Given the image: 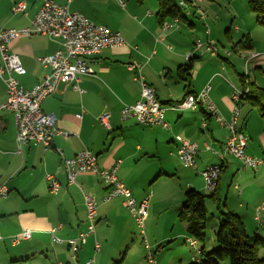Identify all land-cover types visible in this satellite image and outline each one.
<instances>
[{
  "label": "crops",
  "instance_id": "crops-1",
  "mask_svg": "<svg viewBox=\"0 0 264 264\" xmlns=\"http://www.w3.org/2000/svg\"><path fill=\"white\" fill-rule=\"evenodd\" d=\"M52 1L119 32L126 45L105 48L90 59L94 74L79 77L83 92L74 88L75 82L60 83L44 99L42 109L53 114L55 127L67 134L54 137L50 148L45 150L34 142L20 148L13 114L0 112V184L9 189L8 196L0 199V264H84L92 259L91 264H147L145 242L124 198L105 202L107 186L92 172L80 174L76 184L68 183L63 158H72L83 149L98 157L101 169L119 161V179L138 203L148 199L146 241L155 257L167 242H175L172 246L177 253V261L164 258L159 264L198 261L199 243L190 246L187 226L178 215L186 191L193 189L204 195L210 192L200 173L183 167L176 152L177 136L198 145L200 171L211 165L221 167L216 192L222 209L240 216L251 237L264 239V164L253 170L233 156L221 157L209 150L207 146L223 152L229 130L205 106L195 110L170 107L180 103L187 91L199 93L210 83L212 102L225 121L231 120L233 87L240 89L239 76L246 74L240 63L245 66L249 51L264 49V28L257 23L247 0H202L193 5L186 18L172 22V28L165 33L157 18V0ZM19 2L25 4V12L14 13L12 8ZM41 6L42 0H0V28L30 26ZM198 7L205 11V21L200 19ZM247 38L249 42L245 43ZM207 39L220 44L218 56L195 54L188 59L195 43ZM9 49L19 55L27 71L16 79L29 90L50 71L39 58L51 56L62 47L59 41L46 36L24 35L12 40ZM230 49L233 54L226 56L224 50ZM133 61L142 64L147 82L155 87L157 98L167 108L169 128L140 124L134 117L122 118V108L140 99L141 86L134 80V71L128 68ZM188 66L189 81H184L179 73ZM250 66L253 68L252 74H247L248 80L264 89V57L251 62L248 72ZM6 100L7 87L0 78V104ZM104 113L110 115V129L99 120ZM237 126L248 138L246 153L264 159V118L256 108L242 105ZM48 175L60 183L56 194L50 191ZM85 194L97 201L98 222L95 235L88 238L74 258L67 240L87 231ZM217 207L212 200L206 201L208 215L214 216ZM54 228H58L59 243L53 240ZM26 231H30L29 236L15 243ZM96 242L99 251L95 249ZM121 255L123 258L119 259Z\"/></svg>",
  "mask_w": 264,
  "mask_h": 264
},
{
  "label": "built area",
  "instance_id": "built-area-1",
  "mask_svg": "<svg viewBox=\"0 0 264 264\" xmlns=\"http://www.w3.org/2000/svg\"><path fill=\"white\" fill-rule=\"evenodd\" d=\"M190 12L192 6L188 1L181 0ZM13 12H25V4L19 2L13 6ZM198 15L205 20L206 13L198 10ZM172 22H179L177 19L165 21L162 23V30L165 31L171 27ZM209 33V29L206 30ZM42 35L50 39L58 40L62 49L57 50L53 55L39 58V62L50 68V71L44 79L36 84L33 88L26 90L20 86L16 76L25 75L26 69L23 66L20 57L15 52L10 51L9 45L12 40L20 36ZM163 39V37H160ZM126 45L125 39L119 32L111 31L108 27L98 25L86 16L71 12L67 6L59 5L52 0H42V6L37 14L31 20L28 27L21 29H4L0 28V78L5 82L7 87V100L0 104L1 111H9L14 116L17 129V143L21 148L23 145L34 142L44 146L46 142H53L57 135H67L55 127V116L46 113L42 109V102L45 98L52 95L60 83L68 85L75 82L74 88L80 92L83 90L79 87L78 78L81 75H91L94 73L90 59L98 56L103 49L119 47ZM215 40L207 39L205 42L200 41L199 51H193L192 54H209L217 57L219 52ZM264 57L262 51L251 50L249 57L244 59H253L254 61ZM128 68L137 72V77L141 83L140 99L133 105H125L121 110L123 119L136 118L137 121L154 123V126L169 128L165 119V107H161L154 90L145 83L144 78L140 75L141 66L136 62L128 64ZM211 86L206 87L197 95H188L182 103L174 106V109H195L197 106H205L208 113L215 117L221 124L229 130L227 141L224 145L223 152L211 149L215 154L224 157L233 156L240 160L246 168L257 170L263 163L264 159L253 157L246 153L248 144L247 136L235 127V115L240 113L241 100L240 89L233 87L231 94L234 102L233 115L230 121H225L220 115L217 107L209 100V91ZM157 98V99H156ZM81 114L78 115L81 118ZM110 115L102 114L99 120L103 126L110 129ZM179 143L178 148H182V161L186 169H192L200 173L206 184L208 192H216L220 179V166L211 165L200 171L197 164L198 145L181 136L176 137ZM65 172L69 184H75L79 174L91 171L97 174L108 188L104 201L116 197H123L124 204L133 216L140 235L146 239V218L148 216V199L138 203L132 191L118 178L117 171L120 162H115L111 167L101 169L98 165V157L88 149H83L72 158L63 160ZM50 181V191L56 194L60 188L59 181L52 175L47 176ZM9 189L5 184H0V199L6 198ZM85 206L87 211V231L80 234L76 239H69L67 243L75 258L80 247L87 243L90 236L95 235L97 227V208L98 204L91 195H85ZM58 228L51 230L53 240L57 243L61 239L56 236ZM30 231H26L18 236L14 242L19 243L20 238H27ZM1 238V237H0ZM195 244L194 239H190ZM96 251L100 250L98 242L95 243ZM147 251L150 254V264H157L154 250L147 242ZM94 260L84 264H91ZM61 264V263H58Z\"/></svg>",
  "mask_w": 264,
  "mask_h": 264
},
{
  "label": "trees",
  "instance_id": "trees-1",
  "mask_svg": "<svg viewBox=\"0 0 264 264\" xmlns=\"http://www.w3.org/2000/svg\"><path fill=\"white\" fill-rule=\"evenodd\" d=\"M143 2L144 0H137ZM181 0H157V18L160 23L166 19L183 20L188 15V10L180 5ZM190 1V0H185ZM248 7L256 15L257 23L264 28V0H248ZM249 42V38L245 43ZM245 48H248L246 45ZM188 66L185 70L181 69L180 77L184 81H189ZM241 106L249 104L256 108L261 117L264 118V89L258 87L254 82L248 80V75H240ZM220 197L217 192L204 195L196 190H188L185 193V201L178 215L181 223L187 226L188 235L191 239L201 243V258L189 264H220L227 260L230 264H264V239L251 237L246 228V224L240 216L231 211L222 209ZM212 200L217 204L218 228L215 232L218 247L207 251L206 246V227L208 213L206 201Z\"/></svg>",
  "mask_w": 264,
  "mask_h": 264
},
{
  "label": "rangeland",
  "instance_id": "rangeland-1",
  "mask_svg": "<svg viewBox=\"0 0 264 264\" xmlns=\"http://www.w3.org/2000/svg\"><path fill=\"white\" fill-rule=\"evenodd\" d=\"M247 4H248V0H247ZM71 11V10H70ZM72 12V11H71ZM78 13V12H77ZM176 19V18H175ZM201 19V18H200ZM202 20V19H201ZM205 20H206V18H205ZM204 20V21H205ZM165 21H172V19H166ZM164 21V22H165ZM172 26H173V24L171 23V27L170 28H168L167 30H165V31H163V33H165V32H167L168 30H170L171 28H172ZM5 28H1V30H4ZM10 29H14V28H10ZM16 29V28H15ZM21 29V28H20ZM209 28H208V26H206V30H208ZM210 34V31H209V33H208V35ZM211 40H213V39H211ZM58 41V40H57ZM206 40H204L203 42H205ZM217 42V41H216ZM218 43V42H217ZM218 46L220 47V44H218ZM221 48V47H220ZM229 52H231V55L233 54V51H232V49H230V50H228ZM245 60V59H244ZM254 60H252L251 62H253ZM133 62H136V61H133ZM251 62H249V64H248V67H249V65L251 64ZM132 63V62H131ZM136 63H138V62H136ZM130 64V63H129ZM138 64H140V63H138ZM140 66H141V68L143 69V66H142V64H140ZM240 66H241V71L242 72H244V73H246V75L247 74H252V66H250V71L248 72V70L246 71V69H245V66H244V63L242 62V63H240ZM93 68V67H92ZM141 69V70H142ZM94 70V69H93ZM94 74V73H93ZM93 74H91V75H93ZM140 75L144 78V81H145V83H147L148 85H150V87L154 90V94H155V96L157 97V91H156V89H155V87L153 86V85H151L150 83H148L147 82V80H146V78H145V76H144V74H143V72L141 71V73H140ZM139 77H137V72L136 71H134V80L135 81H137L139 84H140V86H141V83H140V80L138 79ZM78 82H79V78H78ZM77 82V83H78ZM206 85H210V83H208V84H206ZM211 86V85H210ZM80 87V86H79ZM206 87V86H205ZM204 87V88H205ZM203 88V89H204ZM202 89V90H203ZM141 90H142V87H141ZM201 90V91H202ZM210 92H211V88H210V91H209V100L212 102V100H211V98H210ZM200 93V92H199ZM199 93H196V94H194V93H192V92H190V91H187V93H186V96H185V98L188 96V95H197V94H199ZM140 95H141V93H140ZM184 98V99H185ZM157 99V98H156ZM183 99V100H184ZM183 100L180 102V103H182L183 102ZM158 101H159V99H158ZM180 103H178V104H180ZM213 103V102H212ZM159 104L161 105V107H165L164 105H162L161 104V102L159 101ZM178 104H175V105H172V106H170L171 107V109H174L173 107L174 106H176V105H178ZM214 104V103H213ZM215 105V104H214ZM200 106H197L195 109H197V108H199ZM165 109L167 110V108L165 107ZM195 109H191V110H195ZM177 110V109H176ZM184 110H187V109H184ZM166 113V112H165ZM89 150V149H88ZM91 151V150H90ZM92 152V151H91ZM64 159H66V158H63V160ZM264 164V163H263ZM262 164V165H263ZM63 167H64V169H65V166H64V161H63ZM88 172H91V171H88ZM84 173H87V172H84ZM82 174V173H81ZM80 175V174H79ZM119 178V177H118ZM121 181V180H120ZM76 184V183H75ZM107 192H108V188H107V190H106V193H105V196H106V194H107ZM85 195H90V194H85ZM85 195H84V198H85ZM93 197V196H92ZM94 198V197H93ZM95 199V198H94ZM96 200V199H95ZM109 201V200H108ZM97 202V201H96ZM149 204V203H148ZM148 208H149V205H148ZM218 210H215V214H214V216H212L211 214H209L208 215V221H207V227H206V237H207V240H206V250L207 251H211V250H213V249H216L217 247H218V245H217V243H216V234H215V232H216V230H217V225L219 224V220H218V215H219V213L217 212ZM148 217V216H147ZM147 219V218H146ZM136 223V222H135ZM138 234H140V232H139V230H138ZM142 236V235H141ZM142 238H143V240H144V242H145V245H147V241H146V239H145V237H143L142 236ZM175 242H167L166 244H164V249L163 250H161L160 252H157L158 254H156V260H157V264H159L160 263V260H162V259H164V258H168V260L171 262V260L172 261H174V259L177 261V253H176V255H175V253H174V251H175V247H173L172 245L174 244ZM190 244V243H189ZM196 244H197V241H195V244L194 245H190V246H192V247H195L196 246ZM140 245L141 246H143V244H142V242L140 243ZM147 247V246H146ZM199 247L200 248H203V246H202V244L201 243H199ZM142 248H144V246L142 247ZM154 249L155 250H157L158 249V247H154ZM159 250V249H158ZM145 251V250H144ZM146 252V251H145ZM165 254V255H163L164 257L162 258L161 257V254ZM145 255L147 256V252L145 253ZM158 255V256H157ZM167 255V256H166ZM123 257H122V255L120 256V258L119 259H122ZM143 258H144V254H143ZM141 260H142V258H140ZM147 260V257L146 258H144V260ZM127 260H128V258H127ZM147 262V264H149V262H148V260L146 261ZM71 264H72V261H71ZM171 264V263H170ZM220 264H230L229 263V261H227V260H224V261H221L220 262Z\"/></svg>",
  "mask_w": 264,
  "mask_h": 264
},
{
  "label": "bare ground",
  "instance_id": "bare-ground-1",
  "mask_svg": "<svg viewBox=\"0 0 264 264\" xmlns=\"http://www.w3.org/2000/svg\"><path fill=\"white\" fill-rule=\"evenodd\" d=\"M199 2H202V0H190L189 1V3L191 4V6L193 7V5L194 4H196V3H199ZM184 9L186 8V6L184 5V4H180ZM198 10H202V11H204L203 9H201V7H198ZM205 12V11H204ZM206 18V17H205ZM177 20H179V19H177ZM112 31V30H111ZM216 44L218 45V43L216 42ZM199 46H200V40L199 41H197L196 43H195V47H194V51H199ZM218 48L220 49V47L218 46ZM224 52H225V55L226 56H230L231 55V52H229L228 50H224ZM193 55H195V54H192V55H190V57H189V59L191 60L194 56ZM198 56H201V54H197ZM249 57V52H248V54L245 56V58H248ZM253 59H245V67H246V71L248 70V64H249V62H251ZM243 94V92H241L240 93V100H241V95ZM238 116H239V113H237L236 115H235V127L236 128H238V126H237V120H238ZM140 124H144V125H150V126H154V123H148V122H145V121H138ZM52 143L53 142H46V149H48V148H50V146L52 145ZM177 155H178V157H182V148H177ZM181 163H182V161H181ZM182 165H183V163H182ZM218 166V165H217ZM183 167L185 168V166L183 165ZM221 168H220V174H221ZM189 243L191 244V245H194V243H193V241H189ZM147 246V245H146ZM147 248V247H146ZM147 260H148V262H149V264H150V254L148 253V251H147Z\"/></svg>",
  "mask_w": 264,
  "mask_h": 264
}]
</instances>
